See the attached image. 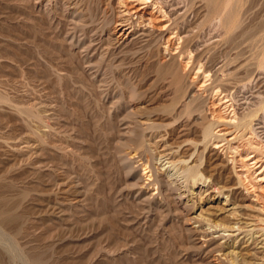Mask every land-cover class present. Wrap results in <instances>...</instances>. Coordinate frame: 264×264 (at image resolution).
Here are the masks:
<instances>
[{
    "label": "rangeland",
    "instance_id": "obj_1",
    "mask_svg": "<svg viewBox=\"0 0 264 264\" xmlns=\"http://www.w3.org/2000/svg\"><path fill=\"white\" fill-rule=\"evenodd\" d=\"M78 1L81 5L79 8V14H77V21L81 24L78 28H82L80 30L76 28V31L72 30L73 27L71 28L72 25H70V17L68 13L69 9L65 5V0H0V149H5V147L7 149L11 144L17 145L16 151L19 157L17 159L18 161L14 163V161L8 159V155H5L7 154L5 153L6 149L4 151H1L2 149L0 150V174L2 171H6L7 173L3 172V175H0V264H208V262H211L210 264H244L240 258L236 259L235 262L230 261L233 260L230 259L232 257H228L229 259L227 258V260L224 261L219 259L213 260L214 258L211 256L216 254V252H214L215 250H212L209 253L204 250L200 251V249L195 246V237L188 228L192 226L196 227L199 223L197 227H200L201 231L205 232V230H209L207 229L209 228V225H207V222L199 220L197 224L192 222L193 224L190 226H184L183 220L177 215L179 213L178 211L182 209L183 203L187 201H189V207L186 208L185 211L189 214L191 213L193 216L199 214L202 207V210L205 209L203 202L200 204L197 199L195 200L192 193H190L191 190L193 192L197 191V189L189 188L190 186L186 185L184 178L182 179L181 176H176L172 180V186H170V203L164 202L163 198L161 196L159 198L158 194L155 199L149 200L147 192L149 190L152 192L153 190V192L156 191V193H158V190H155V187L157 186L153 185V187L147 189L139 185V178L144 172L143 169L146 168L142 165L144 161L147 160L149 162V165L147 166L149 170H147L148 168L145 170L148 172L147 175L155 173L154 171L157 170L156 167L161 168L160 164L164 161L157 162V157L154 151H149L147 148L149 147L153 149L152 146L150 147L149 143L159 140V136H164V141L171 142L170 139L173 136V133L171 134V132L174 131V134L176 135L175 132H177L176 129L179 125H188V127H191L192 131L196 127H200V121H197V123L193 125L191 124L196 116H189V112H185V109H182V111L180 110L183 105V99L181 98L182 95L192 93V89H187L185 79L182 80L183 90L179 92H174L172 87L166 86L169 84V81L167 82V77H164L159 72L156 74V71L159 70L157 68V56L155 54L154 44H152L153 46L151 47V44L149 47L147 46V49H149L146 51V46L143 47L144 49H142L144 52L141 51L142 49L139 50L137 57L135 58L130 54L137 51V46L121 51L112 50L105 55L103 49L108 45L105 42L106 40L103 41L104 45H106L99 48L94 54L92 51H88L87 53L84 51L81 52V50H83L82 48H84L91 39L89 36L93 34V31L96 33L93 38L94 40L98 42L101 39H105L111 23V15H109V6L111 3L109 0ZM221 1L223 2L224 0ZM229 1L230 3H227ZM162 2L160 1L164 6L174 5L176 8L181 9L183 17L186 15V18L184 17L185 19H175L176 21L174 20V22V16L171 17L173 26L177 25L176 27H178L179 30L182 28L184 33L187 28L185 33V41L187 43L184 42L185 45H181V42L179 43L178 41L176 43H179L180 46L183 47L182 51L186 49V52L184 51L185 56H182L183 61L191 62L192 60L190 63H193L192 65L195 64L194 62H198L197 66L194 65V70L191 72V76H193L192 74L197 70H200V75L203 74L202 76H207L200 79V82L204 81L203 84L204 87L206 86V90L203 89L204 92L202 90V95L196 99V103L194 102V107L197 109L199 107L197 115L202 114V117H204L203 111L208 103L207 101L210 96L213 95V91L211 90L213 86L212 81L218 79L225 81L224 84H226L227 87L229 85L228 88L230 89V94L229 99L227 100H233V103H231L234 108L236 107L235 110L237 113L246 114L249 111H254L259 115L258 119L262 118L264 116V110H262L264 108V0L225 1L224 3H227L229 6L228 10L230 7H232V9L234 8L239 17L237 23L234 26H231L233 29L230 27L229 29L226 28L222 24L223 16L216 14L215 7H217V4L219 3L218 0H162ZM221 9H223V6H221ZM43 13L44 16L42 15ZM108 15L109 17H107ZM54 17L55 19H53ZM61 17L63 20L66 19L65 22ZM96 22L98 24H96ZM57 27H59L58 30ZM61 27L66 29L62 30ZM176 27H174V29ZM232 30L234 31L232 32ZM69 31L70 34H68ZM193 35L194 37L191 38ZM186 45L190 48H186ZM197 48L200 50H197ZM195 49L197 52H200H195ZM124 51L127 53L125 54ZM111 53L112 55H110ZM119 55L121 57H119ZM111 56L118 58H111ZM149 57L150 59L153 57L155 60L153 58L152 61L149 59L150 62L148 60ZM85 58L91 61L90 68H87ZM121 58L123 59L121 60ZM117 62L120 63L118 64ZM103 63L106 64L104 65ZM93 64H96V66ZM85 65L87 69L84 68ZM127 65L130 67L129 69L127 68ZM119 67L120 70H118ZM207 69L210 70L208 71ZM203 70H206L209 74ZM111 71L113 72L111 73ZM59 72H62L63 74H60ZM211 72H214V75ZM213 76L215 79L211 78ZM154 78L156 83H153ZM137 81L140 82L137 83ZM242 83H244L243 87ZM207 84H209V86H207ZM144 87L148 88L151 92ZM126 90L127 92L125 93ZM143 92L144 94L141 95L140 93ZM156 92H160L159 94L162 95L160 96ZM122 94L124 95L122 96ZM125 94L129 97L127 98ZM208 94L210 96H208ZM116 100L117 102L115 103ZM166 100L168 101L166 102ZM244 100L248 101V104ZM150 101L153 102L151 103ZM129 102L132 104H130L131 106H129ZM178 103H181L179 108L178 105L180 104ZM137 106L146 108L145 111L142 109L143 112L140 111L139 114L134 115L130 111L131 108ZM156 106L160 108L158 109ZM247 107L248 110H245ZM200 110L203 113H201ZM179 111H181V113ZM157 112H159V114ZM124 114L126 116H124ZM181 118H183V121L180 120ZM33 119H35V121ZM176 119L178 124H173L172 126L174 128L170 127L171 125L169 126V124ZM260 120L261 121L259 122L263 121L264 127V120ZM135 121H143L144 123L148 121L146 124H153L156 129L154 128L155 130L153 131L152 128L150 130L149 128L148 130H143L135 127L137 126ZM256 121L258 120L256 119ZM256 121L253 124L258 123ZM130 123L133 124L131 125ZM129 125L130 127L132 126L131 131L126 133V130L124 129ZM156 130H158V132H156ZM30 134L32 138L28 137ZM259 134L255 136L253 142H261L262 145H264L262 142L264 141V134ZM35 139H38L39 141ZM145 139H148L149 141ZM187 139H191L192 142L197 140L193 135L188 136ZM28 141H33V144H40L41 150L38 152L40 154L39 158L34 156L35 154L33 150L26 148L24 143ZM43 143L45 145H43ZM136 143H142V148L144 147V149H146L144 151V149L141 148V151H143L141 152V154L143 153L140 158L141 160L139 158H129V154L132 152L133 147L137 145ZM199 150L201 151L202 149ZM41 153H44L45 156H43V154L41 155ZM48 153H51V155ZM198 155L195 157L196 161L198 159V162L201 163V160L204 158L206 159L203 160L201 166L202 170L200 169V172L203 174V178L208 179L211 175L208 166L211 163H214V157L212 159V153H210L209 150L204 153L205 156L203 154ZM154 160L159 165L154 163ZM48 161H52L54 165L52 163L48 164ZM11 162L15 164V167ZM39 162L41 164H39ZM55 163L57 165H55ZM137 165H139V167ZM7 166H9L10 169ZM34 166L38 167L36 173L31 170ZM216 169V175L213 174L207 182L203 179V181L198 182L196 185L201 187V185L205 184L208 185V188L210 186L213 190H215L217 186H230V181H232V179L229 178L230 176H224L227 175V172L221 165L217 166ZM54 172L59 173L55 174ZM34 173L39 175L38 178ZM61 173H64L65 177ZM58 174L62 175L64 178L67 177L66 180L68 181L72 180L74 184L77 182L76 186L79 190L83 188L82 194H84L85 197L82 198L79 204L70 205L68 208L65 207L62 216H60L61 218H57V216L49 218L44 215L46 206L45 202L42 201V197L46 194H53L52 192L56 189V186H53V182ZM36 178L38 181L35 180ZM45 180H47L48 183ZM83 190L85 192H83ZM191 195L192 197H189ZM224 196L226 195L224 194L223 196H220L221 202L225 199ZM10 199H13L14 201H11ZM228 199L230 200V203L233 200L232 197H228ZM192 200L198 203L191 205ZM150 201L151 203H149ZM236 201L237 200H235V202ZM39 202L43 204L41 205ZM82 203L85 204L83 205ZM167 205L170 207L168 208ZM171 205H173V207ZM236 209L235 215L245 213L244 210L239 208ZM42 210L43 213L41 212ZM38 213H41L42 215H40L42 217L38 215ZM169 213L171 215H167ZM34 215L38 216L35 218ZM201 216H204V218L202 217L203 219L206 218V220H210L211 222H209L214 225H228L232 221V216H227V213L224 215H217L205 212L202 213ZM4 220L5 222H3ZM14 220L16 222H14ZM180 223L183 224L181 225ZM220 232L218 230L210 229L206 232L207 234L203 235L207 236V238H212L223 233L220 234ZM226 234L224 233L223 235ZM254 236L255 235L252 237L246 236L245 238L239 236L237 239L240 238V242L237 244V247H242V244L240 243L243 242V239L244 241L249 240V242L252 243L251 245L254 246L257 239L255 238L257 236ZM218 240L221 242L222 239L215 238L212 242L216 245L217 243H220ZM214 243L211 244L208 250L213 248L212 245H214ZM228 243L229 246L226 245L228 249H226L225 252L231 250L229 248L232 242ZM195 249H197V251ZM237 250L239 249H236V251Z\"/></svg>",
    "mask_w": 264,
    "mask_h": 264
},
{
    "label": "bare ground",
    "instance_id": "obj_2",
    "mask_svg": "<svg viewBox=\"0 0 264 264\" xmlns=\"http://www.w3.org/2000/svg\"><path fill=\"white\" fill-rule=\"evenodd\" d=\"M40 1V0H37ZM60 1V0H59ZM84 1V0H83ZM102 1V0H101ZM162 2V0H160ZM160 1L158 0H109V2L111 3V5L109 6L110 8V14L111 15V23H110V28L106 34L105 39H101L98 42L96 40H94V36L96 35V33L93 31V34H91L89 36V38L91 37V39L88 41V44L85 45L84 48H82L84 52H88V51H92V53L94 54L99 48H102L103 46H105L106 44L107 47H104V52L105 55H107L108 53H110L112 50H126L129 49L131 47L137 46L138 48L136 49L137 51H134V53H131L130 55H132L134 58L137 57L138 51L141 50L143 47L146 46L145 51L148 50L147 46L150 47L153 46L152 44H154V50H155V54H156V62H157V68L160 74H162L164 77H167V82L169 81V84H167L166 86L172 87L174 92H179L181 90H183V85H182V80L185 79L186 80V87L187 89H192V93H188L187 95H182V108L180 109L182 111V109H185V112L188 111V115L189 116H193L195 117V120L193 121V123H191L192 125L197 123V121L199 122L200 127H196L193 131L191 129V127L188 125H179L178 128L176 129L177 132L176 135L174 134V131L171 132V134L173 133L172 138L170 139L171 142L168 141H164L165 139L164 136H159V140L155 141V142H151L150 147L152 146L153 149L147 147L150 150L154 151L156 157H157V162L158 161H162L164 160L159 167H156V171H154L155 173L151 174V175H147V171H145L149 165V162L146 160L142 163L143 166H145L146 168H144V172L142 173V175L139 178V185L143 188H147L150 189V187L157 186L155 187V190H158V193H156V191L152 192L149 190L147 192V195L149 200L155 199L156 195H159L163 198L164 202H168L170 203V186L172 183V180L176 177V176H181L182 179L184 178L186 181V185H189V188H193V189H197V191H193L191 190L190 193H192L193 197L195 198V200L197 199V201L202 204H204L205 209L202 210V208L200 209L201 211L199 212V214H196L195 216H193L191 213H187L186 208L189 207V204L187 202L183 203V207L182 209H180L177 213V215L180 216V218L183 220L184 226H190L191 224L194 223H198L199 220L202 222H207V225H209V228L207 229H213V230H218L220 232L221 235L219 236H215V237H210L207 238V236L203 235V234H207L205 230L201 231L200 227H196L192 226L189 227L188 230H190V232L193 233L195 239V246L197 248L204 251H208L210 253V251L215 250L214 252H216V254L214 256H211L212 258H214L213 260H227L228 257H232L230 259L231 262H235L236 259L240 258L241 261H243L244 264H264V145H262L261 142H253V140L255 139V136H257L259 133H263L264 134V127H263V121H261L260 119L264 120V116L260 119H258V114H256L254 111V113L252 111H249L248 113H244V114H240L237 113V111L235 110L234 106L232 105L233 100H227L229 99V92L230 89L226 86V84H224L225 81L223 80H218L216 79L215 81H212L215 79V77H211L214 78L211 81L213 82V86L211 88V90L213 91V95L210 96L208 94V96H210V98L208 99V103L205 107L204 112V117H202V114L197 115V112H199V107L198 109L196 107H194V102L196 103V99L200 97L201 92L203 89L206 88V86L204 87V81L200 82V79L207 77L202 76L199 74V71L197 70L194 74H192L193 76H191V72H193L194 70V65L197 66L198 62H193L195 63L194 65L190 64L192 62L189 61H183L182 56L184 55V51L186 49H184V51H182L183 47L180 46L185 43H187L186 40V31L185 33L181 30L178 29V27H176L175 25L173 26L172 23L174 22V20L176 19H181L184 18L183 17V13L181 12L182 10L179 8H176V6L174 5H169L164 6L160 3ZM165 1V0H164ZM185 1V0H184ZM227 0H224L223 2L221 0H218V4L216 8V14L223 16V25L229 29L233 27L236 23H237V19L239 18L237 16L236 10L232 7H230V9L228 10L229 6L227 3ZM234 1V0H233ZM21 2V1H20ZM36 2V1H35ZM63 2V1H62ZM106 2V1H105ZM103 2V3H105ZM108 2V3H109ZM167 2V1H166ZM177 2V1H176ZM197 2V1H196ZM217 2V1H216ZM37 3V2H36ZM50 3V2H49ZM86 3V2H85ZM107 3V4H108ZM163 3V2H162ZM165 3V2H164ZM171 3V2H170ZM234 3V2H233ZM31 4V3H30ZM40 4V3H39ZM176 4V3H175ZM186 4V3H185ZM195 4V3H193ZM235 4V3H234ZM33 5V4H32ZM35 5V4H34ZM65 5L67 6V8L69 9V17H70V25L72 30H76V28H78L81 24L79 23V21H77V14H79V8H80V2L78 0H65ZM64 5V6H65ZM178 5V4H177ZM216 5V4H215ZM51 6V5H50ZM63 6V7H64ZM186 6V5H185ZM195 6V5H194ZM200 6V5H199ZM221 6H223V9H221ZM232 6V5H231ZM33 7V6H32ZM45 7V6H44ZM108 7V6H106ZM239 8V7H238ZM44 9V8H43ZM50 9V8H48ZM82 9V8H81ZM88 9V8H87ZM86 9V10H87ZM195 9V8H194ZM35 10V8H34ZM51 10V9H50ZM66 10V9H65ZM108 10V9H107ZM64 11V10H62ZM186 11V10H185ZM189 11V10H188ZM195 11V10H194ZM240 11V10H239ZM45 12V11H43ZM47 12V10H46ZM54 12V11H53ZM65 12V11H64ZM63 12V15H64ZM86 12V11H85ZM104 12V11H103ZM184 12V11H183ZM238 12V11H237ZM60 14V13H59ZM86 14V13H85ZM190 14V13H189ZM212 14V12H211ZM44 16V13L42 14ZM109 15L107 17H109ZM50 16V15H48ZM55 16V15H54ZM67 16V15H66ZM65 16V17H66ZM82 16V15H81ZM174 16L173 22L171 20V17ZM201 17V16H200ZM211 17V16H210ZM58 18V16H57ZM62 18V17H61ZM60 18V19H61ZM186 18V17H185ZM184 18V19H185ZM55 19V17L53 18ZM52 19V20H53ZM59 19V18H58ZM109 19V18H108ZM109 19V20H110ZM167 19V21H166ZM200 19V18H199ZM209 19V18H208ZM211 19V18H210ZM215 19V18H214ZM221 19V18H220ZM63 20V18H62ZM66 20V19H65ZM65 20H63L65 22ZM69 20V19H68ZM91 20V19H90ZM89 20V21H90ZM175 20V21H176ZM183 20V19H182ZM50 21V20H49ZM81 21V20H80ZM93 21V20H92ZM108 21V20H107ZM181 21V20H179ZM60 22V21H58ZM67 22V21H66ZM86 22V21H85ZM109 22V21H108ZM168 22V23H166ZM182 22V21H181ZM184 22V20H183ZM50 23V22H49ZM88 23V22H87ZM179 23V22H178ZM86 24V23H85ZM89 24V23H88ZM93 24V23H92ZM96 24H98L96 22ZM95 24V25H96ZM100 24V23H99ZM184 24V23H183ZM189 24V23H188ZM52 25V24H51ZM62 25V24H61ZM69 25V24H68ZM90 25V24H89ZM88 25V26H89ZM191 25V24H190ZM63 26V25H62ZM87 26V25H86ZM91 26V25H90ZM101 26V25H100ZM99 26V27H100ZM189 26V25H188ZM202 26V25H201ZM210 26V25H209ZM223 26V27H224ZM50 27V26H49ZM54 27V26H53ZM70 27V26H69ZM102 27V26H101ZM105 27V26H104ZM174 27H176L174 29ZM59 27H57L58 30ZM62 30L66 29L61 27ZM82 28V27H81ZM80 28V29H81ZM87 28V27H86ZM93 28V27H92ZM95 28V27H94ZM103 28V27H102ZM201 28V27H200ZM203 28V26H202ZM205 28V27H204ZM222 28V27H221ZM70 29V28H69ZM79 29V28H78ZM79 29V30H80ZM98 29V28H97ZM104 29V28H103ZM106 29V28H105ZM225 29V28H224ZM56 30V29H55ZM102 30V29H100ZM200 30V29H199ZM227 30V29H226ZM235 30V29H234ZM232 30V32L234 31ZM240 30V29H239ZM77 31V30H76ZM75 31V32H76ZM97 31V30H96ZM99 31V30H98ZM60 32V31H59ZM63 32V31H62ZM72 32V31H71ZM87 32V31H86ZM197 32V31H196ZM228 32V31H227ZM79 33V32H78ZM102 33V32H101ZM207 33V32H206ZM218 33V32H217ZM235 33V32H234ZM68 34H70V31L68 32ZM229 34V33H228ZM74 35V34H73ZM101 35V34H100ZM103 35V33H102ZM182 35V36H181ZM189 35V34H188ZM197 35V34H196ZM262 35V34H261ZM67 36V34H66ZM86 36V35H85ZM190 36V35H189ZM64 37V36H63ZM104 37V36H103ZM194 35L191 37L193 38ZM68 38V37H67ZM88 38V39H89ZM188 38V37H187ZM195 39V38H194ZM202 39V38H201ZM79 40V39H78ZM106 40V41H105ZM262 40V39H261ZM70 41V40H69ZM76 41V40H75ZM103 41L106 42V44L104 45ZM181 42L180 44L176 43V42ZM215 41V40H214ZM217 41V40H216ZM221 41V40H220ZM192 42V41H191ZM66 43V41H65ZM224 43V42H223ZM233 43V42H232ZM70 44V43H69ZM211 44V43H210ZM236 44V43H235ZM68 45V44H67ZM75 45V44H73ZM72 45V46H73ZM185 45V44H184ZM192 45V44H191ZM206 45V44H205ZM204 45V46H205ZM84 46V45H83ZM233 46V45H232ZM259 46V45H258ZM76 47V46H75ZM196 47V46H195ZM214 47V46H213ZM69 48V46H68ZM77 48V47H76ZM136 48V47H135ZM185 48V47H184ZM186 48H190L187 47ZM81 49V48H80ZM144 49V48H143ZM143 49L141 50L142 52ZM102 50V49H101ZM134 50V48H133ZM152 50V48H151ZM197 50H200L197 48ZM75 51V50H74ZM78 51V50H77ZM195 52L196 49L194 50ZM118 52V51H117ZM152 52V51H151ZM186 52V51H185ZM189 52V51H188ZM194 52V53H195ZM200 52V51H199ZM197 52V53H199ZM202 52V51H201ZM119 53V52H118ZM125 53V51H124ZM123 53V54H124ZM127 53V52H126ZM125 53V54H126ZM77 54V53H76ZM80 54V53H78ZM83 54V53H82ZM91 54V53H90ZM121 54V53H120ZM140 54V53H139ZM146 54V53H145ZM148 54V53H147ZM152 54V53H150ZM190 54V53H189ZM100 55V53H99ZM104 55V56H105ZM112 55V53L110 54ZM153 55V54H152ZM200 55V54H199ZM205 55V54H204ZM117 56V53H116ZM124 56V55H123ZM142 56V55H141ZM185 56V55H184ZM191 56V55H190ZM198 56V55H197ZM206 56V55H205ZM83 57V56H82ZM90 57V56H89ZM100 57V56H98ZM102 57V56H101ZM119 57H121L119 55ZM130 57V56H129ZM147 57V55H146ZM151 57V56H150ZM150 57L148 58V60L150 59ZM196 57V56H195ZM104 58V57H103ZM102 58V59H103ZM106 58V57H105ZM111 58H115L112 57ZM118 58V57H117ZM115 58V59H117ZM125 58V57H124ZM131 58V57H130ZM139 58V57H138ZM153 58V57H152ZM150 59L151 61L154 59ZM198 58V57H197ZM208 58V56H207ZM86 59V58H85ZM84 59V60H85ZM101 59V58H100ZM99 59V60H100ZM123 58H121L122 60ZM133 59V58H132ZM196 59V58H195ZM213 59V58H212ZM98 60V59H97ZM104 60V59H103ZM111 60V59H109ZM113 60V59H112ZM147 60V59H145ZM147 60V61H148ZM149 60V61H150ZM155 60V59H154ZM199 60V59H198ZM96 61V59H95ZM107 61V60H106ZM114 61V60H113ZM120 61V60H119ZM131 61V60H130ZM139 61V60H138ZM150 61V62H151ZM205 61V60H204ZM101 62V61H100ZM136 62V61H135ZM141 62V61H140ZM143 62V61H142ZM201 62V61H200ZM87 64V68L91 67V61L86 59ZM95 63V62H94ZM97 63V62H96ZM102 63V62H101ZM110 63V62H109ZM118 63V62H117ZM120 63V62H119ZM118 63V64H119ZM125 63V62H124ZM134 63V62H133ZM146 63V62H145ZM144 63V64H145ZM148 63V62H147ZM248 63V62H247ZM261 63V62H260ZM100 64V63H99ZM104 64V63H103ZM106 64V63H105ZM104 64V65H105ZM113 64V62H112ZM137 64V63H136ZM135 64V65H136ZM201 64V63H200ZM83 65V64H82ZM94 65V64H93ZM126 65V64H125ZM124 65V66H125ZM148 65V64H147ZM156 65V64H155ZM242 65V64H241ZM84 66V65H83ZM96 66V64L94 65ZM100 66V65H99ZM112 66V65H111ZM110 66V67H111ZM132 66V65H131ZM143 66V65H142ZM141 66V67H142ZM153 66V65H152ZM98 67V66H97ZM109 67V68H110ZM114 67V66H113ZM117 67V66H116ZM121 67V66H120ZM120 67L118 70H120ZM134 67V66H133ZM140 67V66H139ZM138 67V68H139ZM144 67V66H143ZM147 67V66H145ZM222 67V66H221ZM227 67V66H226ZM250 67V66H249ZM52 68V67H51ZM86 68V65L85 67ZM86 68V69H87ZM105 68V67H104ZM118 68V67H117ZM116 68V69H117ZM124 68V67H123ZM127 68L129 69L130 67L127 65ZM132 68V67H131ZM155 68V67H154ZM200 68V67H199ZM198 68V69H199ZM248 68V67H247ZM257 68V66H256ZM260 68V67H259ZM263 68V67H262ZM261 68V69H262ZM111 69V68H110ZM203 69V67H202ZM206 69V68H205ZM84 70V69H83ZM92 70V69H90ZM95 70V69H94ZM117 70V71H118ZM147 70V69H146ZM157 70V69H156ZM208 70V69H207ZM210 70V69H209ZM208 70V71H209ZM259 70V69H258ZM85 71V70H84ZM116 71V72H117ZM155 71V70H154ZM204 71V70H203ZM89 72V71H88ZM93 72V71H92ZM98 72V71H97ZM102 72V71H101ZM113 71H111L112 73ZM128 72V70H127ZM133 72V70H132ZM144 72V71H143ZM190 72V73H189ZM207 74H209V72H207L206 70L204 71ZM57 73V72H56ZM60 73V72H59ZM153 73V72H152ZM155 73V72H154ZM212 73V72H211ZM214 73V72H213ZM212 73V74H213ZM216 73V72H215ZM222 73V71H221ZM60 74H63L62 72ZM94 74V72H93ZM101 74V73H100ZM155 74V75H156ZM205 74V73H204ZM211 74V75H212ZM228 74V73H227ZM97 75V74H96ZM99 75V74H98ZM105 75V74H104ZM125 75V74H124ZM135 75V74H134ZM154 75V76H155ZM159 75V74H158ZM214 75V74H213ZM225 75V74H223ZM93 76V75H92ZM91 76V77H92ZM113 76V75H112ZM130 76V75H129ZM140 76V75H139ZM146 76V75H145ZM161 76V75H160ZM221 76V75H220ZM122 77V75H121ZM134 77V76H133ZM137 77V76H136ZM157 77V76H156ZM225 77V76H224ZM231 77V76H230ZM101 78V77H100ZM107 78V77H106ZM117 78V77H116ZM127 78V77H126ZM139 78V77H138ZM210 78V77H209ZM207 78V79H209ZM218 78V77H217ZM220 78V77H219ZM229 78V77H228ZM259 78V77H258ZM94 79V78H93ZM122 79V78H121ZM142 79V77H141ZM161 79V78H159ZM163 79V78H162ZM227 79V78H226ZM231 79V78H230ZM119 80V79H118ZM157 80V78H156ZM204 80V79H203ZM99 81V80H98ZM158 81V80H157ZM103 82V81H102ZM140 81H137V83ZM152 82V81H151ZM163 82V81H162ZM122 83V82H121ZM133 83V82H132ZM155 82V78H154V82ZM158 83V82H157ZM165 83V82H163ZM250 83V82H249ZM151 84V83H150ZM166 84V83H165ZM228 84V83H227ZM242 83V87H243ZM120 85V84H119ZM118 85V86H119ZM139 85V84H138ZM147 85V84H146ZM153 85V84H151ZM150 85V87H151ZM159 85V83H158ZM161 85V84H160ZM237 85V84H236ZM207 86H209V84H207ZM211 86V84H210ZM241 86V84H240ZM122 87V86H121ZM137 87V86H136ZM149 87V86H148ZM163 87V86H161ZM204 87V88H203ZM239 87V86H238ZM241 87V88H242ZM109 88V87H108ZM140 88V87H139ZM145 88V87H144ZM153 88V87H152ZM151 88V90H152ZM121 89V88H120ZM135 89V88H134ZM146 90L149 91L148 88H145ZM160 89V88H159ZM165 89V88H164ZM167 89V88H166ZM171 89V88H170ZM186 89V90H187ZM209 89V88H208ZM123 90V89H122ZM145 90V91H146ZM169 90V89H168ZM172 90V91H173ZM206 90V89H205ZM239 90V88H238ZM141 91V90H140ZM143 91V90H142ZM157 91V89H156ZM161 91V90H159ZM167 91V90H166ZM189 91V90H188ZM127 92V90L125 91V93ZM151 92V91H149ZM162 92V91H161ZM204 92V90H203ZM154 93V91H153ZM152 93V94H153ZM157 93V92H156ZM160 93V92H159ZM157 93V94H159ZM171 93V92H170ZM185 93V92H184ZM187 93V92H186ZM141 95L144 94L140 93ZM182 94V93H181ZM124 94H122L123 96ZM126 95V94H125ZM139 95V94H138ZM140 95V96H141ZM146 95V94H145ZM144 95V96H145ZM154 95V94H153ZM152 95V96H153ZM160 95V94H159ZM162 95V94H161ZM160 95V96H161ZM168 95V94H167ZM174 95V94H173ZM178 95V94H177ZM205 95V94H204ZM207 95V94H206ZM149 96V95H148ZM151 96V95H150ZM207 96V98H208ZM126 97L128 98L129 96L126 95ZM143 97V96H142ZM156 97V96H155ZM154 97V98H155ZM175 97V95H174ZM173 97V99H174ZM240 97V96H239ZM124 98V97H123ZM125 98V99H127ZM153 98V99H154ZM167 98V97H166ZM169 98V97H168ZM244 98V97H243ZM149 99V97H148ZM147 99V100H148ZM161 99V98H160ZM159 99V100H160ZM170 99V98H169ZM168 99V100H169ZM180 99V100H182ZM231 99V98H230ZM263 99V98H262ZM143 100V99H142ZM152 100V99H151ZM162 100V99H161ZM160 100V101H161ZM165 100V99H164ZM163 100V101H164ZM166 100V102L168 101ZM248 100V99H247ZM138 101V100H137ZM145 101V100H143ZM142 101V102H143ZM245 101V100H244ZM250 101V100H249ZM117 102V100L115 101V103ZM151 103L153 101H150ZM162 102V101H161ZM165 102V103H166ZM172 102V100H171ZM170 102V103H171ZM232 102V103H231ZM235 102V101H234ZM243 102V101H242ZM246 103L248 101H245ZM254 102V101H252ZM8 103V102H7ZM139 103V102H138ZM145 103V102H144ZM150 103V105H151ZM158 103V102H157ZM164 103V102H162ZM204 103V102H203ZM202 103V104H203ZM245 103V104H246ZM259 103V102H258ZM113 104V103H112ZM131 103L129 102V106ZM134 104V103H133ZM159 104V103H158ZM172 104V103H171ZM175 104L177 105V103L175 102ZM181 106V103H178ZM201 104V105H202ZM235 104V103H234ZM248 104V103H247ZM29 105V104H28ZM40 105V104H39ZM135 105V104H134ZM139 105V104H138ZM149 105V104H148ZM160 105V104H159ZM173 105V104H172ZM171 105V107H172ZM200 105V106H201ZM238 105V104H237ZM254 105V104H253ZM252 105V106H253ZM46 106V104H45ZM136 106V105H135ZM167 106V105H166ZM251 106V105H249ZM18 107V106H17ZM22 107V106H21ZM25 107V106H24ZM31 107V106H30ZM158 108V106H156ZM170 107V108H171ZM177 107V106H174ZM245 107V106H243ZM146 107H133L131 108V113H133L134 115H137L140 113V111H142V109H144L143 111H145ZM160 108V107H159ZM158 108V109H159ZM20 109V108H19ZM18 109V110H19ZM23 109V108H22ZM21 109V110H22ZM148 109V108H147ZM146 109V110H147ZM154 109V108H152ZM162 109V108H161ZM173 109V108H172ZM176 109V108H175ZM201 109V108H200ZM242 109V108H240ZM261 109V108H260ZM15 110V109H14ZM17 110V109H16ZM31 110V109H30ZM164 110V109H163ZM162 110V111H163ZM174 110V109H173ZM202 110V109H201ZM200 110V112H201ZM239 110V109H238ZM248 110V107L245 109ZM255 110V109H253ZM264 110V108L262 109ZM34 111V109H33ZM142 111V112H143ZM181 111H179L181 113ZM1 112V111H0ZM32 112V111H31ZM141 112V113H142ZM150 112V111H148ZM155 112V111H154ZM166 112V111H165ZM176 112V111H175ZM201 112V113H203ZM244 112V111H243ZM262 112V111H261ZM33 113V112H32ZM147 113V112H146ZM144 113V114H146ZM151 113V112H150ZM159 114V112H157ZM156 113V114H157ZM178 113V112H177ZM259 113V112H258ZM10 114V113H9ZM30 114V113H28ZM153 114V113H152ZM174 114V113H173ZM179 114V113H178ZM187 114V113H186ZM263 114V113H262ZM23 115V114H22ZM25 115V114H24ZM35 115V114H34ZM161 115V114H160ZM170 115V114H169ZM180 115V114H179ZM187 115V116H188ZM20 116V115H19ZM124 116H126L124 114ZM123 116V117H124ZM142 116V115H141ZM155 116V114H154ZM174 116V115H173ZM176 116V113H175ZM188 116V117H189ZM34 117V116H33ZM36 117V116H35ZM137 117V116H136ZM139 117V116H138ZM152 117V116H151ZM159 117V116H158ZM157 117V118H158ZM10 118V117H9ZM22 118V117H21ZM26 118V116H25ZM30 118V117H28ZM142 118V117H141ZM145 118V117H143ZM191 118V117H189ZM127 119V118H126ZM160 119V118H159ZM166 119V118H165ZM164 119V120H165ZM178 119V116H177ZM173 120L171 124H169L170 127H173V124H176L178 121ZM183 118H181L180 120H182ZM185 119V118H184ZM192 119V118H191ZM256 119L258 121H256ZM3 120V119H2ZM35 121V119H33ZM149 121H151L150 119H148ZM156 120V119H155ZM163 120V119H162ZM23 121V120H22ZM32 121V120H31ZM38 121V120H37ZM129 121V120H128ZM144 121V120H143ZM141 121H135V124L138 128H141L143 130L149 128V130L152 128V130L154 131L156 128L155 126L152 124H146L144 122ZM183 121V120H182ZM191 121V120H190ZM258 122L256 124H253L254 122ZM28 122V121H27ZM155 122V121H154ZM164 122V121H163ZM169 122V121H168ZM189 122V121H188ZM3 123V122H2ZM124 123V122H123ZM122 123V124H123ZM150 123V122H149ZM152 123V122H151ZM156 123V122H155ZM158 123V122H157ZM160 123V122H159ZM16 124V123H15ZM26 124V123H25ZM131 124V123H130ZM133 124V123H132ZM131 124V125H132ZM164 124V123H163ZM178 124V123H177ZM181 124V123H180ZM145 125V126H144ZM157 125V124H156ZM168 125V124H166ZM191 125V126H192ZM197 125V124H196ZM195 125V126H196ZM12 126V125H11ZM147 126V127H146ZM162 126V125H161ZM165 126V125H163ZM16 127V126H15ZM40 127V126H39ZM38 127V128H39ZM121 127V126H120ZM132 127V126H131ZM131 127L130 125L127 126L124 130H126V133L131 131ZM144 127V128H143ZM158 127V126H157ZM168 127V126H167ZM193 127V126H192ZM28 128V127H27ZM47 128V127H46ZM123 128V127H122ZM155 128V129H154ZM162 128V127H161ZM174 128V127H173ZM48 129V128H47ZM136 129V128H135ZM163 129V128H162ZM53 130V129H52ZM165 130V127H164ZM10 131V130H9ZM34 131V130H33ZM51 131V130H50ZM121 131V130H120ZM136 131V130H135ZM152 131V132H153ZM162 131V130H161ZM167 131V130H166ZM169 131V130H168ZM4 132V131H3ZM72 132V131H71ZM119 132V131H118ZM125 132V131H124ZM137 132V131H136ZM156 132H158V130H156ZM160 132V131H159ZM164 132V131H163ZM36 133V131H35ZM44 133V132H43ZM57 133V132H56ZM166 133V132H165ZM168 133V132H167ZM20 134V133H19ZM58 134V133H57ZM122 134V133H121ZM144 134V133H143ZM147 134V133H146ZM164 134V133H163ZM26 135V133H25ZM34 135V134H33ZM61 135V134H60ZM135 135V134H134ZM139 135V134H138ZM148 135V134H147ZM162 135V134H161ZM166 135V134H165ZM193 135L197 138V140L195 142H192V140H188L187 137ZM260 135V134H259ZM24 136V135H23ZM28 136V135H27ZM35 136V135H34ZM144 136V135H143ZM167 136V135H166ZM176 136V137H175ZM264 136V135H263ZM15 137V136H14ZM18 137V136H17ZM21 137V136H20ZM19 137V138H20ZM25 137V136H24ZM31 137V134L30 136ZM49 137V136H48ZM23 138V137H22ZM21 138V139H22ZM27 138V137H25ZM32 138V137H31ZM34 138V137H33ZM36 138V137H35ZM41 138V137H40ZM54 138V137H53ZM135 138V137H134ZM145 138V137H144ZM147 138V137H146ZM156 138V137H155ZM194 138V137H193ZM39 139V137H38ZM35 139V140H38ZM42 139V138H41ZM58 139V138H57ZM136 139V138H135ZM150 139V138H149ZM195 139V138H194ZM2 140V139H1ZM13 140V139H12ZM16 140V139H15ZM20 140V139H19ZM25 140V139H24ZM32 140V139H31ZM69 140V139H68ZM121 140V139H120ZM124 140V139H123ZM127 140V139H126ZM125 140V141H126ZM147 141H149L148 139H145ZM26 141V140H25ZM34 141V140H33ZM33 141H28L25 142L24 144L26 145V148L31 149L34 151V156H36V158H39L40 154L38 153L41 150V146L40 144H33ZM39 141V140H38ZM36 141V142H38ZM45 141V140H44ZM64 141V140H63ZM62 141V142H63ZM194 141V140H193ZM7 142V141H6ZM20 142V141H19ZM119 142V141H117ZM116 142V143H117ZM121 142V141H120ZM123 142V141H122ZM264 143V141H262ZM5 143V142H4ZM3 143V144H4ZM41 143V141H40ZM79 143V142H78ZM133 143V142H132ZM131 143V144H132ZM2 144V143H1ZM19 144V143H18ZM61 144V143H60ZM128 144V145H131ZM137 144V143H136ZM142 144V143H141ZM140 143H138L135 147H133L132 152L129 154V158L130 159H135V158H141V146ZM148 144V143H146ZM43 145H45L43 143ZM119 145V144H118ZM133 146V145H132ZM46 147V146H45ZM52 147V146H50ZM65 147V146H64ZM130 147V146H129ZM2 149V150H1ZM1 151H4L6 149L1 148ZM17 149V145H9L8 148L6 149L7 154L10 160L17 162L18 160V153L16 151ZM20 149V146H19ZM18 149V150H19ZM54 149V148H53ZM52 149V150H53ZM144 149V147L142 148ZM199 149H202L201 151ZM27 150V149H26ZM55 150V149H54ZM57 150V149H56ZM70 150V149H69ZM127 150V149H126ZM146 149H144L145 151ZM209 150L210 153H212V159L214 157V163H211L208 166L209 172H210V177L216 173L217 169L216 167L221 165L222 168L227 172V175L224 176H230L229 178L232 179L231 185L228 187H216L215 190L211 189V187L208 185H201V187H198L196 184L198 182H201L204 180H206L205 182H207L209 180L210 177H208V179L203 178V174H201L200 169L203 163V160H201V163L198 162V159L196 161L195 157L198 154H203ZM20 151V150H19ZM49 151V150H48ZM47 151V152H48ZM58 151V150H57ZM56 151V152H57ZM32 152V151H31ZM52 152V151H51ZM126 152V151H125ZM24 153V152H23ZM59 153V152H58ZM73 153V152H72ZM117 153V152H116ZM150 153V152H149ZM153 153V152H152ZM21 154V153H20ZM43 154V156H45L44 153H41V155ZM49 154V153H48ZM55 154V153H53ZM67 154V153H66ZM146 154V153H145ZM231 154V155H230ZM33 155V154H32ZM51 155V153L49 154ZM115 155V154H114ZM125 155V154H124ZM7 156V157H8ZM33 156V157H34ZM41 156V157H43ZM152 156V155H151ZM199 156V155H198ZM205 156V155H204ZM209 156V155H208ZM30 157V156H28ZM63 157V156H62ZM200 157V156H199ZM210 157V156H209ZM5 158V157H4ZM21 158V157H20ZM47 158V157H46ZM81 158V157H80ZM86 158V157H85ZM148 158V157H147ZM34 159V158H33ZM120 159V158H119ZM122 159V158H121ZM154 159V158H153ZM200 159V158H199ZM2 160V159H1ZM20 160V159H19ZM128 160V159H127ZM141 160V159H140ZM149 160V159H148ZM152 160V159H151ZM206 160V159H205ZM5 161V160H4ZM23 161V160H22ZM46 161V160H45ZM64 161V160H63ZM80 161V160H79ZM143 161V159H142ZM211 161V160H210ZM27 162V161H26ZM41 162V161H40ZM39 162V164H41ZM44 162V161H43ZM136 162V161H135ZM154 160V163H157ZM209 162V161H208ZM12 163V162H11ZM22 163V162H21ZM25 163V162H24ZM32 163V162H31ZM53 162L48 161V164ZM83 163V161H82ZM119 163V162H118ZM207 163V162H206ZM13 164V163H12ZM17 164V163H16ZM20 164V163H19ZM152 164V163H151ZM158 164V163H157ZM15 164H13L14 166ZM54 165V164H53ZM55 165H57L55 163ZM159 165V164H158ZM208 165V164H207ZM11 166V165H10ZM12 166V167H13ZM25 166V165H24ZM42 166V165H41ZM44 166V165H43ZM48 166V165H47ZM139 167V165H137ZM155 166V165H154ZM153 166V168H154ZM157 166V165H156ZM9 169L10 167L7 166ZM15 167V166H14ZM6 168V167H5ZM18 168V167H16ZM26 168V167H25ZM31 168V167H30ZM38 167L34 166V168H32L31 170H33L35 173L36 171H38L37 169ZM46 168V167H45ZM143 168V167H142ZM203 168V167H202ZM14 169V168H13ZM64 169V168H63ZM21 170V169H20ZM41 170V169H40ZM44 170V169H43ZM57 170V169H56ZM55 170V171H56ZM142 170V171H143ZM149 170V168L147 169ZM202 170V169H201ZM8 171V169H7ZM54 171V170H53ZM151 171V170H150ZM149 171V172H150ZM221 171V170H220ZM4 171L1 172V174ZM11 172V170H10ZM14 172V171H13ZM63 172V171H62ZM204 172V171H203ZM208 172V173H209ZM6 173V171L4 172ZM30 173V172H29ZM33 173V172H32ZM34 173V174H35ZM55 173V172H54ZM59 172H56L55 174H57ZM151 173V172H150ZM0 174V175H1ZM7 174V173H6ZM64 176V173H61ZM219 174V173H218ZM3 175V174H2ZM37 175V174H35ZM54 175V174H53ZM216 175V174H215ZM39 175H37L38 178ZM57 176V175H56ZM62 175H59L54 179V184L53 186H56V189L54 190V192H52L53 194H46V195H42V201L45 202V206H46V210H44V215L46 217H52V216H57V218H59L60 216H62L63 214V209L65 207L68 208V206L70 205H75V204H79L82 200V198L85 197L84 194H82V189L79 190V188L76 186L77 182L74 184V182L68 181L66 180V178H64ZM46 177V176H45ZM205 177V176H204ZM37 178L35 180H37ZM44 179V178H43ZM42 179V181H43ZM48 179V178H47ZM178 179V178H177ZM180 179V178H179ZM213 179V178H212ZM225 179V178H224ZM12 180V179H11ZM29 180V179H28ZM226 180V179H225ZM34 181V180H33ZM38 181V180H37ZM41 181V180H40ZM47 182V180H45ZM74 181V180H73ZM146 181V182H144ZM183 181V180H182ZM227 181V180H226ZM225 181V182H226ZM18 182V181H17ZM177 182V181H176ZM43 183V182H42ZM48 183V182H47ZM52 183V182H51ZM224 183V182H223ZM46 184V183H45ZM44 184V185H45ZM136 184V183H135ZM177 184V183H176ZM203 184V182H202ZM50 185V183H49ZM224 185V184H223ZM51 186V185H50ZM200 186V185H199ZM220 186V185H219ZM1 187V186H0ZM12 187V186H10ZM205 187V189H204ZM36 188V187H35ZM53 188V187H52ZM157 188V189H156ZM215 188V187H214ZM39 189V188H38ZM54 189V188H53ZM52 189V190H53ZM132 189V188H131ZM187 189V187H186ZM41 190V189H40ZM46 190V189H45ZM51 190V188H50ZM35 191V190H34ZM131 191V190H130ZM147 191V190H146ZM183 191V190H182ZM190 191V190H189ZM41 192V191H40ZM47 192V191H46ZM45 192V193H46ZM83 192H85L83 190ZM43 193V192H42ZM44 193V194H45ZM51 193V192H50ZM11 194V193H10ZM127 194V193H126ZM188 194V193H187ZM224 196L225 199L221 202L220 200V196ZM84 195V196H82ZM157 195V196H158ZM178 195V194H177ZM184 195V194H183ZM189 196V197H192ZM173 196V195H172ZM176 196V195H175ZM14 197V196H12ZM228 197H232L233 200L231 201V203L229 202L230 200L228 199ZM16 198V197H15ZM19 198V197H18ZM143 198V197H142ZM161 198V200H162ZM187 198V197H186ZM22 199V198H21ZM166 201H165V200ZM189 199V198H188ZM8 200V199H7ZM6 200V201H7ZM11 200V199H10ZM13 200V199H12ZM11 200V201H12ZM135 200V199H134ZM181 200V199H180ZM187 200V199H186ZM235 200H237L235 202ZM14 201V200H13ZM35 201V200H33ZM137 201V200H136ZM155 201V200H154ZM175 201V200H174ZM173 201V202H174ZM191 201V200H190ZM4 202V201H2ZM8 202V201H7ZM6 202V203H7ZM19 202V201H18ZM21 202V201H20ZM197 202V203H198ZM1 203V202H0ZM37 203V202H36ZM40 203V202H39ZM151 203V201L149 202ZM161 203V202H160ZM196 201L192 200V204H197ZM15 204V203H14ZM41 204V203H40ZM43 204V203H42ZM41 204V205H42ZM83 205L85 203H82ZM155 204V203H154ZM159 204V203H158ZM172 204V202H171ZM2 205V204H1ZM144 205V204H143ZM178 205V204H177ZM190 205V207H191ZM12 206V205H11ZM14 206V205H13ZM16 206V205H15ZM20 206V204H19ZM81 206V205H80ZM138 206V205H137ZM154 206V205H153ZM152 206V207H153ZM168 206V205H167ZM173 207V205H171ZM40 207V206H39ZM72 207V206H71ZM70 207V208H71ZM79 207V206H77ZM150 207V206H149ZM165 207V206H164ZM170 206H168L169 208ZM181 207V206H180ZM201 207V206H200ZM199 207V208H200ZM14 208V207H13ZM74 208V207H73ZM76 208V207H75ZM239 208L241 210H244L245 213L241 214V215H235V209ZM1 209V208H0ZM3 209V208H2ZM16 209V208H15ZM163 209V208H162ZM165 209V208H164ZM6 210V209H5ZM40 210V209H39ZM71 210V209H70ZM153 210V209H152ZM174 210V209H173ZM237 210V209H236ZM16 211V210H15ZM156 211V210H155ZM165 211V210H164ZM170 211V209H169ZM209 212L212 214H219V215H224L227 213V216H232V221L226 225H214L213 223H210L208 220L203 219L204 216H201L202 213L205 212ZM12 212V211H11ZM43 213V210L41 211ZM65 212V211H64ZM194 212V211H193ZM34 213V211H33ZM32 213V214H33ZM67 213V211H66ZM150 213V212H147ZM16 214V213H15ZM41 213H38V215H40ZM136 214V213H135ZM175 214V212H174ZM37 215V216H38ZM42 215V214H41ZM40 215V216H41ZM167 215H171L170 213ZM209 215V214H208ZM36 215H34V217H37ZM138 216V215H137ZM226 216V215H225ZM239 216V218H238ZM1 217V216H0ZM7 217V216H6ZM9 217V216H8ZM11 217V216H10ZM14 217V216H13ZM33 217V216H32ZM42 217V216H41ZM140 217V216H138ZM203 217V218H202ZM15 218V217H14ZM45 218V217H44ZM61 218V217H60ZM66 218V217H65ZM166 218V217H165ZM179 218V217H178ZM219 218V216H218ZM19 219V218H18ZM16 219V220H18ZM34 219V218H33ZM42 219V218H41ZM95 219V218H94ZM147 219V218H146ZM209 219V218H208ZM215 219V218H214ZM227 219V218H226ZM8 220V219H7ZM218 220V219H217ZM2 221V220H1ZM70 221V220H69ZM68 221V222H69ZM5 222V220L3 221ZM13 222V221H12ZM14 222H16L14 220ZM35 222V221H34ZM53 222V221H52ZM56 222V221H55ZM66 222V221H65ZM9 223V222H7ZM141 223V222H139ZM182 223V224H183ZM228 223V222H227ZM1 224V223H0ZM142 224V223H141ZM181 224V223H180ZM181 224V225H182ZM213 224V225H212ZM48 225V224H47ZM46 225V226H47ZM226 225V226H225ZM200 226V225H199ZM6 227V226H5ZM208 227V226H207ZM203 228V227H202ZM64 230V229H63ZM57 231V229H56ZM212 232V231H211ZM214 232V231H213ZM227 232V234H226ZM226 235H223V234ZM56 234V232H55ZM72 234V233H70ZM211 234V233H210ZM54 235V234H53ZM253 235L257 236L255 238V244L254 246H252L251 242H249V240L244 241L240 243L242 244L240 248L237 247V244L240 242L239 239H237L239 236H243L244 238L246 236H250L252 237ZM59 237V236H58ZM197 237V238H196ZM242 237V238H243ZM67 238V237H66ZM69 238V237H68ZM190 238V237H189ZM215 238H220L222 239L220 243H217L215 245L214 241ZM70 239V238H69ZM191 239V238H190ZM228 242H232L231 246L229 249H231L229 252H225L227 248V246H229ZM253 242V241H252ZM214 243L213 248L209 249L211 244ZM194 245V244H193ZM227 245V246H226ZM193 247V246H192ZM187 249V248H186ZM198 249V251H199ZM236 249H239L236 251ZM197 251V249H195ZM107 251V250H106ZM195 251V252H196ZM113 252V251H112ZM197 253V252H196ZM200 257V256H199ZM206 259V258H205ZM229 259V258H228ZM197 261V260H196ZM202 263V262H201ZM211 262H208V264H210ZM197 264V263H196ZM205 264V263H204ZM223 264V263H222ZM234 264V263H232ZM236 264V263H235Z\"/></svg>",
    "mask_w": 264,
    "mask_h": 264
}]
</instances>
